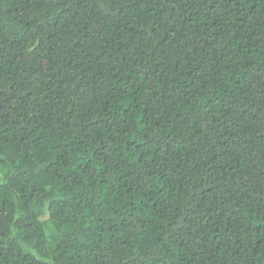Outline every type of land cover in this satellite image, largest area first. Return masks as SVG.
Returning a JSON list of instances; mask_svg holds the SVG:
<instances>
[{"label":"trees","instance_id":"1","mask_svg":"<svg viewBox=\"0 0 264 264\" xmlns=\"http://www.w3.org/2000/svg\"><path fill=\"white\" fill-rule=\"evenodd\" d=\"M0 264H264V0H0Z\"/></svg>","mask_w":264,"mask_h":264}]
</instances>
